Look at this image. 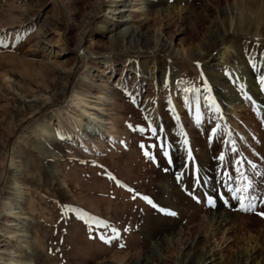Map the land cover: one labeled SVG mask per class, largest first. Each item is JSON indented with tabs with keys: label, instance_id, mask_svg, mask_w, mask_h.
<instances>
[{
	"label": "rangeland",
	"instance_id": "1",
	"mask_svg": "<svg viewBox=\"0 0 264 264\" xmlns=\"http://www.w3.org/2000/svg\"><path fill=\"white\" fill-rule=\"evenodd\" d=\"M99 1L0 0V175L5 173L4 158L10 159L13 150L28 165L21 177L28 187L26 202L31 203L32 209L28 221L33 225L34 235L29 234L30 243L20 255L29 264H98L127 260L139 250L151 257L160 256L156 251L158 236L151 240L150 231L154 230L156 235L167 232L179 215L184 219L183 224L198 226L207 206L228 209L243 216L242 220L257 216L252 213L264 212V185L259 201L250 192L235 195L233 189L242 188V183L226 187L237 177L236 149L226 136L228 131L207 125L210 115L199 116L195 122L184 109V115L179 118L177 106L170 98L171 91L161 86L163 77L171 80L172 74L177 73L173 88L180 95L176 104L185 108L188 100L180 91L185 75L192 82L196 78L201 82L200 67L207 65L220 70L216 58L224 49L223 41L212 47L198 65L192 63L195 48L199 44L209 46L205 38L215 25L214 12L231 10L245 24L259 25L264 30V0H161L168 13H151L145 22L152 26L145 35H153L155 26L166 31L162 39L175 47L171 56L162 46L157 51L143 50L147 47L144 45L120 50V32L128 26L119 18L101 24V13L87 27L88 15ZM221 20L227 21L229 17ZM83 36L86 39L83 46L89 51L92 45L90 51L96 62L101 64L109 55L115 60V79L111 83L122 105L118 117L119 144L94 156L64 148L52 115L48 117L52 126L50 140L30 130L27 139H20L21 121L26 112L44 100L36 98L34 93H44L47 88L49 93H62L70 72L76 73L81 66L74 49ZM235 38V47L244 61H248V56L253 57L249 61L256 76L264 77V38L243 34ZM60 42L63 47L58 46ZM181 45L189 52L188 56H181ZM61 48L68 54L60 52ZM230 64H237L235 56ZM86 72L93 73V67L86 68ZM239 82L236 79V86ZM82 87L87 88L85 84ZM259 103L264 106V97ZM260 109L264 113V108ZM259 128L257 136L264 141V120ZM229 154L234 158H227ZM259 157H264V147L255 155L256 159ZM62 176L66 177L70 192L57 183ZM160 179H168V185L160 187ZM211 187L215 188L214 194ZM171 188H176L190 203L185 211L177 210L174 200L166 202ZM245 194L249 195L248 204H255L252 210L248 204L241 207L239 197ZM14 204L9 207L13 208L11 212H18L20 207ZM149 220L151 224L142 228ZM247 224L256 231V223L251 220ZM234 230L227 240L231 245L225 252L228 259L246 249L239 245L244 232L240 228ZM0 237V264H10L6 259L16 255L13 253L17 249L16 238L3 233ZM213 251H216L214 246ZM260 253L264 258V252ZM168 257V264L180 259L177 252Z\"/></svg>",
	"mask_w": 264,
	"mask_h": 264
},
{
	"label": "bare ground",
	"instance_id": "2",
	"mask_svg": "<svg viewBox=\"0 0 264 264\" xmlns=\"http://www.w3.org/2000/svg\"><path fill=\"white\" fill-rule=\"evenodd\" d=\"M163 6L164 1L161 0H106L105 2L100 0L95 4V9L88 15L87 27L90 28L92 22L101 13V24L111 18L112 20L119 18L121 23L126 22V26H128L126 30L123 29L120 32V50L138 49L144 45L147 47L142 48L143 50L157 51L162 46L171 56L175 54V47L162 39L166 31H159V28L155 26L153 35H145L146 30L152 26L146 24L145 19L149 18L151 13L156 12L158 15L168 13V10L164 9ZM222 17H229V20L222 21ZM214 20H216L215 25L207 32L205 38V42L209 45L208 48L199 44L193 53L195 59L192 63L198 65L205 59L212 47L223 41L224 49L216 58V66H219L220 70L211 69L207 65L200 67L199 70L203 72V75H201L202 78L198 76V79H201L199 80L201 82H198L196 77V81L192 82L188 75H185V79L180 85L181 94L188 100L185 103V108L179 103L176 104L177 97L180 95L173 88L177 73L172 74L171 80H168V76L163 77L161 86L168 87L171 91L169 92L170 98L172 103L177 106L176 113L179 118L184 115V109L195 122L199 116L210 115L206 119L207 125L217 129L224 127V130L228 131V134L225 131L226 136L232 141L233 148L236 149L237 164L235 168L237 177L234 178V181L231 179L230 186L227 185L226 187L229 189L235 182L242 183L243 186L240 189L247 187L248 192L254 196L255 200L259 201L261 200V185H264V157L256 159L255 155L264 147V141L257 136L260 121L264 120V113L260 109L264 106L259 103L264 97V83H261V78L259 75L256 76L252 64H250L253 57L248 56V61L245 62L235 47V36L243 34L264 38V30L259 25L245 24L242 17L231 10L229 13L214 12ZM84 37L79 38L78 46L74 49L75 53L73 50V53L80 58L81 66L76 73L70 72L72 74L68 75V81L61 89L62 93H49L48 88L47 91L45 90L48 95H45V92L34 93L36 98H43L44 100L26 112L21 121L20 127L23 129L20 132V139H27L30 130L34 135L41 136L46 141L50 140L52 138V126L48 117L52 115L58 125L64 148L69 147L82 155L94 156L95 154L102 155L106 153L108 147L119 144L121 136L119 135L118 117L122 105L114 95V85L111 83L115 79V60L109 55L101 64L96 62L91 53L92 45H90L89 51L87 47L83 46V43L86 42ZM66 41L68 47H71L72 44L68 40ZM90 41L93 40L90 38ZM58 46L63 47V43L60 42ZM59 51L68 54V51L62 48ZM180 51L183 57L189 55L184 45H181ZM58 55L60 53L56 57ZM232 56H235L236 65L230 64ZM91 66L93 73H87L86 68ZM122 78L121 75L120 80ZM236 79L237 82L238 79L240 80V84L237 86L235 84ZM78 83L81 85L78 86ZM83 84L87 87L86 89L82 87ZM136 92H138L137 89ZM232 155L226 156L227 158H234ZM15 158L19 160H15ZM3 165L5 173L0 175V233L9 236V238H16L17 241V249L13 252L16 255H11L6 261L10 264H29L24 262L25 260L23 261L22 255H20L30 243L29 234L34 235L33 225L28 221L31 218L29 213L32 210L31 203L26 202V196L29 195L28 187L21 177L24 171L27 172L28 165L24 163L22 156L15 150L12 151L10 159L4 158ZM248 167L251 168L248 169ZM15 174L16 177L13 176ZM57 183L65 186L70 192L66 177H58ZM168 183V179L159 180L160 187L167 186ZM214 189V187L210 188L212 194H214ZM177 191L176 188L169 189L170 196L168 195L169 198L166 202L174 200L177 210L183 212L186 210L185 206L190 203ZM248 194H245L244 204H248L249 198H246L249 196ZM235 195L239 196L237 192ZM14 202L19 205L20 211L18 209V212H11L13 208L9 207H12ZM252 205L251 208L247 206L248 209L252 210L255 207L254 203ZM205 211L198 226L189 223L183 224L184 219L179 218V215L176 220H172L174 223L171 229L165 232L166 234L159 233L156 235L154 230H151L149 235L146 231L150 238L153 237L151 240L158 236L156 251L159 252L160 256L157 254L158 256L151 257L146 255L144 250H139L127 260H109L98 264H168V255L174 252L180 255V259L176 260L175 264H264V258L261 257L263 254L260 253L261 251L264 252V217L258 213H252L257 216L245 217L242 220L243 216L232 214L228 209H216L215 206H207ZM157 220L160 221L159 218ZM251 220L258 225L256 231L250 230L247 224V221ZM149 224H151L150 220L142 224V228ZM232 224H234L233 227ZM236 228H240L241 232H244L243 242L239 245L246 249L244 252L238 251L234 258L228 259L225 252L231 245L227 244V240ZM220 235L221 237L218 238ZM225 242L227 245H224ZM213 246L216 249L215 252ZM112 258L116 259L115 255H112ZM224 258L226 259L224 260Z\"/></svg>",
	"mask_w": 264,
	"mask_h": 264
},
{
	"label": "snow or ice",
	"instance_id": "3",
	"mask_svg": "<svg viewBox=\"0 0 264 264\" xmlns=\"http://www.w3.org/2000/svg\"><path fill=\"white\" fill-rule=\"evenodd\" d=\"M2 46L7 47L6 44H4ZM261 83H264V77L261 78ZM197 119H199V118H197ZM185 143L187 144V140H185ZM145 154L147 155V153H145ZM189 155H191V153H189ZM221 159H223V157H221ZM235 191L236 192L247 193L248 192V188L247 187H245L244 189L237 188ZM239 199H240V202H241V207L244 208L245 207L244 206V199H245L244 195H240ZM248 207L251 208V207H253V205L249 204ZM171 214L174 215L175 213H171ZM258 214L261 215L262 217H264V212L258 213Z\"/></svg>",
	"mask_w": 264,
	"mask_h": 264
}]
</instances>
